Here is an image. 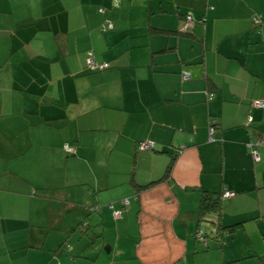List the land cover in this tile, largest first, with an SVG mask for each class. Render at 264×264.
<instances>
[{
    "label": "crops",
    "instance_id": "obj_1",
    "mask_svg": "<svg viewBox=\"0 0 264 264\" xmlns=\"http://www.w3.org/2000/svg\"><path fill=\"white\" fill-rule=\"evenodd\" d=\"M90 53L110 67L88 72ZM257 102L264 0H0V161H14L0 169V264H98L108 246L102 264H195L207 240L220 263L232 245L261 256L264 148L253 162L246 146L264 142ZM205 192L231 195L199 216ZM47 217L69 251L47 250Z\"/></svg>",
    "mask_w": 264,
    "mask_h": 264
},
{
    "label": "trees",
    "instance_id": "obj_2",
    "mask_svg": "<svg viewBox=\"0 0 264 264\" xmlns=\"http://www.w3.org/2000/svg\"><path fill=\"white\" fill-rule=\"evenodd\" d=\"M115 5H118V0H115ZM188 17V16H187ZM186 17V24L187 25H190V23L188 22V18ZM193 23V22H192ZM192 26V25H191ZM109 27H111V25L109 24ZM107 29H109V28H107V27H102V31H106ZM87 59H93V61L95 62V64H96V67L95 68H91L90 66H89V64H88V61H87V69H88V72H90V73H92V72H100V71H103V70H106L107 68H109L110 67V65H109V63H107V62H102V63H100V62H97L95 59H94V57L91 55V53L90 54H88V56H87ZM103 64H106V67H100L101 65H103ZM260 108V107H259ZM262 108H264V107H262ZM211 128H213L214 129V133H213V136L211 137L213 140L214 139H216V127L214 126V125H212L211 126ZM216 141V140H215ZM261 142V144L260 145H256L255 144V142ZM140 143H145V142H139V144H138V147L140 146ZM246 146L248 147V149H249V153H250V156H251V158H252V160H253V162H255V161H258L259 160V158H260V150L262 149V148H264V142H263V139L260 137V136H251L250 137V139L246 142ZM70 148V150H68ZM140 148V147H139ZM147 149H153V145H152V147H150V148H147ZM256 149V151H257V153H258V156H259V158L257 159V160H254V158H253V155H252V152H253V150H255ZM65 150L67 151V153L68 154H74L75 153V150H74V148H72V147H70L69 145H67V146H65ZM174 160L175 159H172L171 161H170V163H169V165H168V167H167V170H166V172H165V174H164V177H166L169 173H170V169H171V167H172V165H173V163H174ZM5 174H7L8 175V173L6 172ZM12 175H15V174H12ZM155 182V181H154ZM145 186H147V185H144V187ZM141 187H143V185L141 186ZM33 190H36V191H42L41 193H42V195H44V192L43 191H47V189H36V188H33ZM34 192V191H33ZM226 193H229V192H223V193H215V194H213V193H204L203 195H202V197H201V199H200V203H199V211H198V215L199 216H203V215H205L206 213L208 214V213H210V212H212V213H214V212H219L220 211V206H221V200L223 199V197L225 196V194ZM229 195H231V194H229ZM229 195H227V196H229ZM47 196V195H46ZM62 202L63 203H65L66 204V200H62ZM88 208H91L92 209V207L93 206H87ZM90 210V209H89ZM83 224L84 225H89V223H88V220L86 219H81V220H79L78 222H77V224H76V226H71V227H69V229L70 230H68V236H67V238L69 239L73 234H74V230H76V228H83L84 226H83ZM219 223H216V231H217V233L215 234V236H214V238L212 237V239H214L216 242H217V244L219 243H221L222 242V238L224 239L225 237H233L234 236V234H235V232H236V230H237V228L239 227V226H241L242 225V223H240V222H236V223H233L232 225H229V226H219L218 225ZM30 225V224H29ZM62 225V224H61ZM42 228H41V233L43 234V235H41L40 234V236H43L44 238H46V237H48V240L51 242L52 241V243L54 244H56L57 246H55L56 248H54V249H47V250H49V251H51L52 253H54V252H56V250H57V248L60 250L61 248H63L64 250H66V251H69L68 249V247H65L66 246V243H64L63 241V239L64 238H62V239H59L58 240V238H56V235L57 234H59V235H63L64 233H66L65 232V230H64V228L66 227V226H63V228L62 227H60V224H59V226L58 227H55V226H52V225H50V222H49V220H48V217L46 218V222L41 226ZM73 232V233H72ZM205 232H202V231H199V233H196L197 235H196V237H197V240H199V241H201V242H203V236H206V234H204ZM207 233V232H206ZM208 234V233H207ZM40 236L38 237V239L40 238ZM209 236V239L211 238V236L210 235H207V237ZM208 241V240H207ZM207 241H206V245H204V247H203V245H201V244H199V245H201V247H199V248H197L196 249V251H194V253L196 252V255H197V258H199V260L201 261L202 260V258L204 259V257L205 256H207V258H208V264H212L211 262V260L209 259V257L211 258V256H210V252H211V250L212 249H210V248H208V246H209V244H207ZM92 243H94V242H92ZM92 245V244H91ZM33 246V248L34 247H42V246H40V245H34L33 244V242L32 241H28L27 243H25V245H24V247L25 248H31ZM214 248L216 247V246H214V245H212ZM213 248V249H214ZM218 248H220V246L218 245ZM42 249V248H41ZM45 249V251H47ZM209 249V250H208ZM43 251H44V248H43ZM255 253V252H254ZM250 254V253H249ZM54 255V254H53ZM244 255H246V257L245 256H241V257H239L237 260H233V261H230V262H227V264H238L239 262H242V264H244V263H246V262H249L248 260H253V261H256L255 260V258L256 257H258V260H261V261H259V264H264V251H262V253H261V256H257L256 255V253L255 254H250L249 256H247L248 255V253L246 252ZM86 258L87 260H89L90 261V263H92L93 262V260L96 258V255H93L92 257H89L88 255H86V254H82V258ZM206 262V261H205ZM250 263V262H249ZM254 263V262H253ZM258 263V262H257ZM219 264H224V263H219ZM252 264V263H251Z\"/></svg>",
    "mask_w": 264,
    "mask_h": 264
},
{
    "label": "rangeland",
    "instance_id": "obj_3",
    "mask_svg": "<svg viewBox=\"0 0 264 264\" xmlns=\"http://www.w3.org/2000/svg\"><path fill=\"white\" fill-rule=\"evenodd\" d=\"M8 161L9 160H7V158L5 157V159L4 160H2V161H0V162H2L3 163V165H0V169H2V166H6V165H8ZM10 163L12 164V163H14V161L13 160H11V161H9V165H10ZM13 172L15 171V165L13 164ZM4 169H5V167H4ZM6 170V169H5ZM8 173V172H7ZM15 173V172H14ZM33 173V172H32ZM28 175H30V174H28ZM3 177H5V178H7L8 176L6 175V174H4V176ZM76 236L77 235H74L73 236V238H72V236L70 237L71 238V241L73 240H75L76 239ZM69 238V239H70ZM77 240V239H76ZM212 245H214V244H211V241L209 242V246H208V248H210V249H212L211 251H213L214 249V247L212 246ZM234 245H232V247H233ZM204 247V246H203ZM232 247L230 248H226V254H227V257L229 258V257H231L232 256V260L231 261H233L235 258V256L236 257H241L242 255H244L243 253H244V250H242V249H239L238 251H237V253H236V255H230V253H232ZM205 248V247H204ZM209 250V249H208ZM218 252L220 251V249L218 248V250H217ZM15 253H16V251H15ZM75 253V250L73 251V254ZM103 257H102V259H100V262H98V264H102L101 263V260H103L104 258H106L107 260H110L111 259V257H112V255H110V254H107V251L104 249L103 250V255H102ZM2 260H4V258L2 259ZM255 260L256 261H253L254 263L253 264H259V261H261V260H258V257H256L255 258ZM213 262H211L212 264H219L220 263V260H219V257H217V258H214L213 260H212ZM80 262H82V260H80ZM258 262V263H257ZM43 263V262H42ZM53 263H55V262H53ZM82 263H84V264H93V263H90V261L89 260H87L86 262H82ZM191 264H193V262H190ZM15 264H18L17 263V261H15ZM107 264V263H106ZM117 264V263H116ZM195 264H201V262H200V260H199V258H197V260H196V262H195ZM204 264H208L207 262H204Z\"/></svg>",
    "mask_w": 264,
    "mask_h": 264
},
{
    "label": "built area",
    "instance_id": "obj_4",
    "mask_svg": "<svg viewBox=\"0 0 264 264\" xmlns=\"http://www.w3.org/2000/svg\"><path fill=\"white\" fill-rule=\"evenodd\" d=\"M188 18H189V17H188ZM88 64H89V66H90L91 68H95V67H96V64H95V62L93 61V59H88ZM103 66L106 67V64H103V65H101L100 67H103ZM256 105H257L258 107L262 108V107H264V102H257ZM213 133H214V129H213V128H210V130H209L210 137L213 136ZM211 139H212V138H211ZM255 144H256V145H260L261 142H260V141H259V142H255ZM152 145H153V144H152L151 142H145V143H140V146H139V147H140V149H147V148L152 147ZM68 150H70V148H69ZM252 155H253L254 160H257V159L259 158L256 149L253 150ZM227 195H229V193H226V194H225V196H227ZM125 203H126V202H125ZM114 214H115V215H118L119 212L116 211V212H114Z\"/></svg>",
    "mask_w": 264,
    "mask_h": 264
},
{
    "label": "water",
    "instance_id": "obj_5",
    "mask_svg": "<svg viewBox=\"0 0 264 264\" xmlns=\"http://www.w3.org/2000/svg\"><path fill=\"white\" fill-rule=\"evenodd\" d=\"M104 249L107 251V253L110 252V248H109V246H108V248H104Z\"/></svg>",
    "mask_w": 264,
    "mask_h": 264
}]
</instances>
